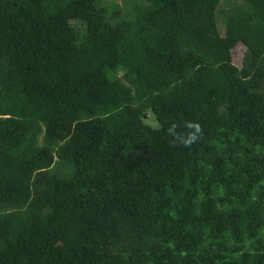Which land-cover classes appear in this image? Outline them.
I'll return each mask as SVG.
<instances>
[{
    "label": "trees",
    "instance_id": "obj_1",
    "mask_svg": "<svg viewBox=\"0 0 264 264\" xmlns=\"http://www.w3.org/2000/svg\"><path fill=\"white\" fill-rule=\"evenodd\" d=\"M0 264H264V0H0Z\"/></svg>",
    "mask_w": 264,
    "mask_h": 264
},
{
    "label": "clouds",
    "instance_id": "obj_2",
    "mask_svg": "<svg viewBox=\"0 0 264 264\" xmlns=\"http://www.w3.org/2000/svg\"><path fill=\"white\" fill-rule=\"evenodd\" d=\"M175 126L173 125V128ZM188 127L194 129V132L190 133L188 135V137L186 139H184L182 142L185 144V145H190L191 143H193L196 139V133H199L200 131V127L198 124H189ZM173 129H169V131L171 132Z\"/></svg>",
    "mask_w": 264,
    "mask_h": 264
},
{
    "label": "rangeland",
    "instance_id": "obj_3",
    "mask_svg": "<svg viewBox=\"0 0 264 264\" xmlns=\"http://www.w3.org/2000/svg\"><path fill=\"white\" fill-rule=\"evenodd\" d=\"M114 1H116V2H120L121 0H114ZM242 52V48L241 47H238L236 50H235V53H237V54H240ZM149 124L151 125V126H153L154 128L155 127H158V122H157V120H156V118H153V120L152 121H149Z\"/></svg>",
    "mask_w": 264,
    "mask_h": 264
}]
</instances>
